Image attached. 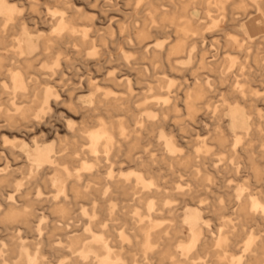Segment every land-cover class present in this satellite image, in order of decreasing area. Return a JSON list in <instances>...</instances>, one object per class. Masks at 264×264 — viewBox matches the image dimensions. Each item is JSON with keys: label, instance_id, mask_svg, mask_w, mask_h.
I'll return each instance as SVG.
<instances>
[{"label": "bare ground", "instance_id": "obj_1", "mask_svg": "<svg viewBox=\"0 0 264 264\" xmlns=\"http://www.w3.org/2000/svg\"><path fill=\"white\" fill-rule=\"evenodd\" d=\"M103 6L0 0V264H264V0Z\"/></svg>", "mask_w": 264, "mask_h": 264}, {"label": "rangeland", "instance_id": "obj_2", "mask_svg": "<svg viewBox=\"0 0 264 264\" xmlns=\"http://www.w3.org/2000/svg\"><path fill=\"white\" fill-rule=\"evenodd\" d=\"M104 1H106V0H99V3H100V5L102 6V7H104L103 6V3H104ZM111 1V0H110ZM164 8H168L167 7V5H165L164 6ZM104 27V26H103ZM34 40H35V42L37 43V38H34ZM155 44V43H154ZM153 44H150V48H151V46H152ZM156 45V44H155ZM153 47V46H152ZM138 57V55H135V54H133L132 56H131V58H137ZM148 73H149V70H148ZM44 77H47L46 75L44 76ZM85 75L83 76V75H80V77H77V78H69V79H71L70 81H69V83H72V82H75V83H77V84H72V85H69V87H78V86H82L83 84H82V82L80 83V80H84L85 79ZM175 79H177L178 80V82H180V81H182L181 80V78L179 77V78H177V77H175ZM86 93V92H85ZM87 94V96H85V97H90L91 96V94L90 93H86ZM79 97H82V95L81 96H79ZM85 103H87V102H85ZM91 105H92V103H91ZM70 117L69 119H71L72 120V122H73V126L74 127H76V126H78V123H79V119H78V116H70V115H68V113H66V111L65 110H63L62 108H59V118H60V121L61 122H65V121H67V117ZM208 123V120H203L202 121V125L200 126V128H198V132L197 133H200L201 135H205L206 134V127H208L209 126V124H207ZM230 134H231V136H234L235 134H234V131L233 130H230ZM50 140L51 141H53L54 143H56V141H55V139L54 138H50ZM16 141H21V140H17V139H12V137H10V139H9V141L6 143V145L8 146V147H11V148H13V149H15V150H17V151H25V149H26V147L24 146V147H22V148H19V147H16L15 146V142ZM23 141L24 142H28V139H23ZM30 154H31V157H33V158H35L34 156H35V153L34 152H30ZM36 160H37V158H36ZM38 163L39 164H41L42 165V163H43V160L42 159H40V158H38ZM52 176V175H51ZM49 177H50V175H49ZM232 183V182H231ZM233 184V183H232ZM231 191H234V193H237V194H239L240 192H242V190H240V188H236L235 187V189H233V190H231ZM208 201H210V199H208ZM39 213L41 214V217L40 218H53L52 217V215L50 214V212L47 210V209H45V208H41L40 210H39ZM229 219V218H228ZM205 221H210L209 219H207V218H205ZM166 222H168V220H166ZM216 222L215 221H212V222H210V224L211 225H214ZM216 233H212V235H215Z\"/></svg>", "mask_w": 264, "mask_h": 264}]
</instances>
